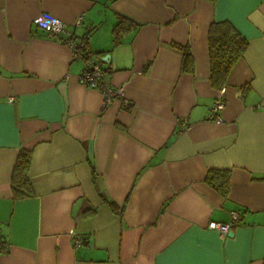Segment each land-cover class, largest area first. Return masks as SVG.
Wrapping results in <instances>:
<instances>
[{
    "label": "crops",
    "instance_id": "crops-1",
    "mask_svg": "<svg viewBox=\"0 0 264 264\" xmlns=\"http://www.w3.org/2000/svg\"><path fill=\"white\" fill-rule=\"evenodd\" d=\"M43 13L86 39L130 106L80 81L84 58ZM119 15L139 26L116 45ZM224 20L249 43L219 89L208 33ZM22 148L34 194L16 199ZM212 168L231 171L228 194ZM232 210L227 234L208 228ZM0 264H264V0H0Z\"/></svg>",
    "mask_w": 264,
    "mask_h": 264
},
{
    "label": "trees",
    "instance_id": "trees-1",
    "mask_svg": "<svg viewBox=\"0 0 264 264\" xmlns=\"http://www.w3.org/2000/svg\"><path fill=\"white\" fill-rule=\"evenodd\" d=\"M137 26H139L137 22L126 16L119 15V20L113 29L114 43L116 45L121 43L122 39L135 30ZM208 36L211 82L212 85L222 89L227 85L230 71L247 50L249 41L229 20L213 21ZM175 45L183 50V69L192 72L195 65L192 50L180 42H177ZM89 52L93 54L91 51ZM99 60L101 61L100 58ZM31 152L29 149L22 148L14 164L11 178L13 193L16 199H26V197L34 194L31 178L29 177L30 164L32 162ZM230 176L231 171L229 169L212 168L209 169L207 174V181L222 194H228L231 184ZM111 203L114 205V202Z\"/></svg>",
    "mask_w": 264,
    "mask_h": 264
},
{
    "label": "built area",
    "instance_id": "built-area-1",
    "mask_svg": "<svg viewBox=\"0 0 264 264\" xmlns=\"http://www.w3.org/2000/svg\"><path fill=\"white\" fill-rule=\"evenodd\" d=\"M36 23L44 28L46 31H48L50 34L54 36H59L62 43H65L67 46H69L72 50V54L75 58H84L85 60V68L83 72L80 75V81L83 84H86L91 87L98 88L102 91L104 97H105V104L104 106L107 107L112 103V100L116 97L121 98V101L123 102V105L128 107L130 105V100L127 99L125 96V91L121 87H114L108 84L102 76H104V68L103 65H101V61L95 57L93 54H90L87 47L86 39L83 38H75L74 32L71 28H68L63 20L60 18L48 14L43 13L39 15L37 18H35ZM80 22V20H78ZM11 100L14 99V97L10 98ZM225 105V101L222 97L216 98V100L212 103L210 109L212 112V118L214 121L221 122V111L222 108ZM186 127L185 122L181 124V127L179 130L184 129ZM231 220L229 222H218V221H210L208 224V228L216 229L222 234H227L231 227L234 224H238L240 222L241 214L240 212L236 210H232L230 213ZM75 239V246H79L83 243L84 236L81 234H74Z\"/></svg>",
    "mask_w": 264,
    "mask_h": 264
},
{
    "label": "water",
    "instance_id": "water-1",
    "mask_svg": "<svg viewBox=\"0 0 264 264\" xmlns=\"http://www.w3.org/2000/svg\"><path fill=\"white\" fill-rule=\"evenodd\" d=\"M108 58H109V54H106V56L103 58L104 59V61L106 60H108Z\"/></svg>",
    "mask_w": 264,
    "mask_h": 264
}]
</instances>
